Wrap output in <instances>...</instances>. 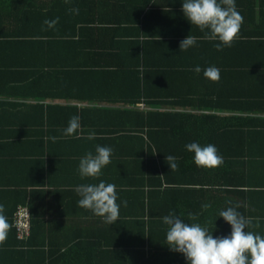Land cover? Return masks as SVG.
<instances>
[{
    "label": "trees",
    "instance_id": "trees-1",
    "mask_svg": "<svg viewBox=\"0 0 264 264\" xmlns=\"http://www.w3.org/2000/svg\"><path fill=\"white\" fill-rule=\"evenodd\" d=\"M182 4L163 7L159 0H0V131L24 134L0 136V144L15 147L18 141L43 142L48 154L36 156L47 172L53 137L50 131L60 130L57 139H74L75 135L63 137L74 115L80 117V127L86 126L80 109L53 105L52 101L94 103L106 99L156 109L190 107L206 115L92 109L124 113L128 117L120 121L122 124H129L130 118L136 122L138 136L150 149V162L157 166L159 185L179 186L183 179H200L205 184L231 178L236 185L242 180L246 183L259 161L264 160V100L236 90L216 93L204 84L203 71L211 66L227 69L239 83L237 76L244 68H264V0H235L244 19L233 45L225 47L227 51L231 48V62L223 63L211 61L217 59L213 51L218 41L203 39L204 32L194 34L196 45L181 52L180 42L190 33L167 29L170 34H164L160 30L169 19L174 24L184 16ZM70 9H79V14ZM153 13L160 33L150 29ZM57 17L53 28L44 24ZM253 49L263 51L259 60L248 56ZM180 54L193 60L176 63L169 59ZM196 66L201 68L200 73L193 71ZM224 112L234 115L229 119L211 115ZM3 117L8 120L3 122ZM194 132L200 136L194 139ZM192 142L215 145L223 164L211 169L198 167L194 153L186 148ZM163 148H181L182 152L166 153ZM0 154V173L15 178H21L18 174L37 159L15 151ZM168 155L176 157V170L166 162ZM24 184L0 180V205L10 225L6 238L0 241V264H172L180 259L177 255H182L174 251L177 255L170 254L168 248L155 244L154 237L165 240L166 233L153 234L156 222L148 221L146 202L142 215L127 213L131 219L120 220L121 228L131 226L134 235L115 236L120 227L113 224L111 228L119 229H113L111 235L95 232L57 239L39 209L45 200L32 192L29 195ZM20 206L30 212L27 230L16 225Z\"/></svg>",
    "mask_w": 264,
    "mask_h": 264
},
{
    "label": "crops",
    "instance_id": "crops-1",
    "mask_svg": "<svg viewBox=\"0 0 264 264\" xmlns=\"http://www.w3.org/2000/svg\"><path fill=\"white\" fill-rule=\"evenodd\" d=\"M159 1L164 4L163 7H170L175 2H183V0ZM154 16H156L155 13H153L149 21V26L152 31L155 30L159 32ZM162 26L160 30L164 34H170L167 32V29H169L171 33L181 32L190 33V35L199 34L200 31L199 28L192 25L185 16H181L174 24L170 23L169 19L168 25ZM226 49L227 48H223V50H221L226 51L224 53L218 52V50L215 49L213 51V58L217 59L211 61H213V63H217V61L222 63L226 61L231 62V48H228L229 51ZM199 52L200 51H198V53ZM201 52L207 54L204 51ZM262 53V50L256 51L253 49L248 52V56H253L259 60V55ZM171 58L176 63L193 60V58H189L185 54L169 56V59ZM258 60L253 62L258 63ZM219 70L220 80L218 82H213L207 78L203 80L204 84L210 86V89L216 91V93L224 91V94L236 90L237 92H242L247 97L264 100V68H244V71L238 73L237 77L240 78L239 83L234 82L235 74L233 71H228L227 69L223 70L222 68ZM51 104L77 107L81 110L82 115H84L86 126L79 128L77 133L74 134V139L52 140L49 151L50 157L48 156V159H46V156L44 157L48 161L47 165L49 169L47 172L41 167V163L38 162V158L40 157L36 156L38 153L42 152L48 154L43 142L38 140L36 143H31V141L27 140L24 141V143L23 141H18L15 147H10L5 143L0 144V153L15 151V153L22 152L27 157L31 156V159L37 158L33 163L30 161V163L27 164L26 167L29 168H24L26 171L18 174L21 178H15L11 175H8L10 176L8 177L0 173V180L2 182L18 180L21 183H25L24 185L26 188H24V190L29 192V195L32 192L33 195H36V198L45 200L44 204L40 203L39 209L45 213L46 221L51 225L52 234L56 236L57 239H59V236H69L72 238L76 235H89L95 232L101 235H111L113 229H119L111 228L113 224L109 226V224L104 222L103 218L96 216L91 210L78 206L80 196L75 191L77 186L81 184H98L101 181L116 186L118 196L117 204L120 205V209L118 221L114 226L120 227V230L115 231V236L134 235V230L131 226L121 228V221L124 219H126V221L131 219L126 216L127 213L129 215L133 214L134 216L141 214L143 211V202H146L149 205L148 221L152 220V222H156L152 225V227L154 226L153 234L156 235H158V233L167 232L168 226L163 223L162 218L174 212L186 223H199L202 227H207L208 230L212 232L214 238L229 236L232 230L231 225L220 217L219 213L222 210H226L228 207H234L245 217L252 218V226L245 231H252L264 237V160L259 161L260 164L250 173L246 183L242 180V183L239 185L232 183L236 180H231V178L218 180V183H212V181L205 182V184H203L200 179H189L191 182L183 179L182 181L184 182L178 183L179 186H170V188L166 184L159 185V175L156 172L157 166H155L153 160H151V165L148 155L150 154V149L145 145L140 136H138V128H136L135 125L136 122L130 118L129 124L127 122L122 124L120 121L128 117L124 113L109 114L94 112L92 108H96L97 110L110 109L118 111L132 109L140 113L187 114L194 115L195 117H201L206 114H199V112L193 111L190 107L175 108L164 106L162 109H156L150 106L141 107L142 105L127 104V101L124 100L101 99L94 101V103L76 100L55 101V103L52 101ZM211 115H217L218 118L221 119H229L234 114L224 112L218 114L212 113ZM262 117L264 119V116ZM7 120L8 117L2 118L3 122ZM117 130L121 134H114ZM59 131L60 130L53 129L50 131V134L56 137V133ZM93 132L95 133V138L90 140L88 136ZM7 135H10V138H12L24 134L19 132H11L10 134L7 130L0 131V136L7 137ZM199 136L200 135L196 132L192 135L194 139ZM63 137L69 138L70 136ZM97 145L112 148L113 151L110 156V163L101 170L102 174L99 177L82 179L78 172L79 161L89 152L95 155ZM143 145H145V147ZM183 148L186 149L185 147ZM162 150L166 153L179 154L182 152L181 148H163ZM124 201H127V206L124 205ZM203 204H210L211 207L204 210L201 207ZM237 205L239 207H237ZM190 214L197 216V219L190 220ZM257 223L259 227L255 226ZM63 238L69 240L68 237ZM154 238L156 245L164 249L168 248L166 250L170 254L174 253L166 244V238L165 240L157 237ZM181 256H184V254L180 256L177 255L180 259L178 262L172 264H188L185 256L183 258H181Z\"/></svg>",
    "mask_w": 264,
    "mask_h": 264
},
{
    "label": "clouds",
    "instance_id": "clouds-1",
    "mask_svg": "<svg viewBox=\"0 0 264 264\" xmlns=\"http://www.w3.org/2000/svg\"><path fill=\"white\" fill-rule=\"evenodd\" d=\"M69 11L79 14V9ZM182 11L192 25L205 33L203 39L218 41V51L233 45L244 19L236 9L235 0H183ZM58 20V17L51 21L45 20L44 24L53 28ZM197 39L193 35L187 36L180 42V51H187L195 46ZM193 71L200 73L201 68L196 66ZM203 74L213 82L220 80V70L215 66L204 69ZM79 128L80 117L74 115L70 118L64 134L72 136ZM88 138L94 139L95 133H90ZM51 139L55 141L57 137ZM186 148L194 153L193 160L198 167L211 169L221 166L224 162L213 144L201 146L192 142L187 144ZM112 151L111 147L97 145L95 155L89 152L82 157L78 166L81 178L99 177L101 170L110 163ZM166 162L171 170L178 168L176 157L168 155ZM75 191L80 196L79 207L91 210L109 225L118 221L120 205L117 204L118 196L114 184H106L103 181L98 184H81ZM123 203L127 206V201ZM201 207L207 210L211 205L203 204ZM3 213L4 206L0 205V241L6 238L10 227ZM219 216L231 225L229 236L214 238L207 227H202L199 223H186L174 212L169 213L162 218L163 223L168 226L166 244L172 251L184 254L188 264H264V237L252 231H245L252 226V218L245 217L234 207L220 211ZM189 219L196 220L197 216L190 214ZM255 226L259 227V224Z\"/></svg>",
    "mask_w": 264,
    "mask_h": 264
},
{
    "label": "built area",
    "instance_id": "built-area-1",
    "mask_svg": "<svg viewBox=\"0 0 264 264\" xmlns=\"http://www.w3.org/2000/svg\"><path fill=\"white\" fill-rule=\"evenodd\" d=\"M16 225L19 227V229H29L30 228V212L29 209L26 207L20 206L17 209L16 215Z\"/></svg>",
    "mask_w": 264,
    "mask_h": 264
}]
</instances>
